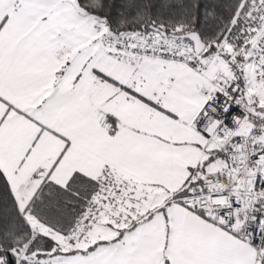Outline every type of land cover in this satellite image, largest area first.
I'll use <instances>...</instances> for the list:
<instances>
[{
  "label": "snow or ice",
  "instance_id": "obj_1",
  "mask_svg": "<svg viewBox=\"0 0 264 264\" xmlns=\"http://www.w3.org/2000/svg\"><path fill=\"white\" fill-rule=\"evenodd\" d=\"M0 264H264V0H0Z\"/></svg>",
  "mask_w": 264,
  "mask_h": 264
},
{
  "label": "built area",
  "instance_id": "obj_2",
  "mask_svg": "<svg viewBox=\"0 0 264 264\" xmlns=\"http://www.w3.org/2000/svg\"><path fill=\"white\" fill-rule=\"evenodd\" d=\"M239 111V110H238ZM229 120H230V117H229ZM228 121H226V123H227Z\"/></svg>",
  "mask_w": 264,
  "mask_h": 264
}]
</instances>
